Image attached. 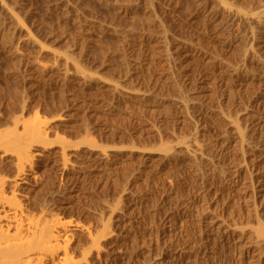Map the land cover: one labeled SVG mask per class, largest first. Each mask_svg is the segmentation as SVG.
<instances>
[{
  "label": "rangeland",
  "instance_id": "obj_1",
  "mask_svg": "<svg viewBox=\"0 0 264 264\" xmlns=\"http://www.w3.org/2000/svg\"><path fill=\"white\" fill-rule=\"evenodd\" d=\"M2 180L43 264H264V0H0Z\"/></svg>",
  "mask_w": 264,
  "mask_h": 264
},
{
  "label": "bare ground",
  "instance_id": "obj_2",
  "mask_svg": "<svg viewBox=\"0 0 264 264\" xmlns=\"http://www.w3.org/2000/svg\"><path fill=\"white\" fill-rule=\"evenodd\" d=\"M36 128L37 129H35V131H34L35 133H34L33 137L39 136L38 138H40V140H41V137H43L42 135L46 134V133H44L45 132L43 130L44 128L42 129V127H40L39 130H38V127H36ZM37 142H38V140H37ZM7 143L4 145H7ZM22 143H24V142L22 141ZM26 144L25 143L22 144L23 145L22 147H24V148H22L23 150L20 153L19 152L17 153V155L19 154L18 158H30L31 159L33 157L32 154H30L31 152H29V150L31 149V147H30L31 144H29L30 146L27 145L28 147H30V149L26 148L27 147ZM22 161H24V160H22ZM25 161H27V160H25ZM25 161H24V163H25ZM20 163H22V162H20ZM23 165H22V167H23ZM30 166H32V164ZM24 168L25 167H23V169ZM7 183H8V181H6V180L0 181V264H43L44 261L47 260V258L53 257L54 255L58 254L59 251H61L63 249V246L60 243L61 238L59 235V233L61 231L58 233V231L56 230L58 225H55V224H53L54 226L45 225L46 227H43L41 225H37V224L35 225L32 222H31L30 226H28V228L31 227V228H29V230L24 229L23 224L25 222L23 223V221H21V220H23L20 218L21 216L18 217L20 219H17V216L23 212V210L20 209V208H22L21 204L19 203L20 201H18L19 199H16V197L14 199V198L8 196ZM9 197L12 199H10ZM13 199L16 201H14ZM20 210H21V212H20ZM18 211L20 213L17 215ZM10 220H11V222H10ZM14 220H15V222H14L15 224L12 223V221H14ZM30 221H31V219H30ZM33 221H35V220H33ZM13 226L15 228L14 233H12ZM25 230L29 231V233L24 234ZM65 230H67V228ZM65 237H67V236H65ZM100 238H102V237H99V239L98 238L93 239V241L95 242V247H96L95 249H97V250L101 249L100 248V243H101ZM65 261H66V264H78L77 262H74L73 259H70V257L68 256V253L66 251H65Z\"/></svg>",
  "mask_w": 264,
  "mask_h": 264
}]
</instances>
